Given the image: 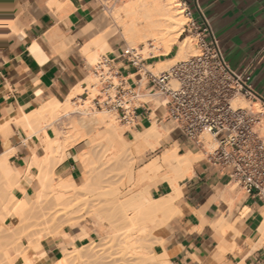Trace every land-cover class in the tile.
<instances>
[{"label":"bare ground","instance_id":"1","mask_svg":"<svg viewBox=\"0 0 264 264\" xmlns=\"http://www.w3.org/2000/svg\"><path fill=\"white\" fill-rule=\"evenodd\" d=\"M102 1H107V4L110 2V0H99V2ZM60 6L56 5V8ZM181 7L183 6L178 0L126 1L125 4L115 8L111 18L115 27L120 29V33L128 46L136 47L137 45H142L143 53L152 54L153 58L162 57V59L148 65V68L158 71L167 67L171 62L183 58L194 51L193 40L190 39L191 36L179 40V36L182 33L184 18L186 17L183 15L184 10ZM89 27H85L83 32H88L90 34L92 29ZM112 33L111 31L106 35H102L97 40L94 38V42H92L91 39L89 45L86 44L81 47L80 54L84 56L89 68L92 67V63L96 62L95 60L100 53L114 51L109 43V37L113 36ZM92 36L90 38H92ZM49 40L51 41L52 38ZM175 45H177L175 54L173 57H168ZM65 46L66 43L64 41L54 44V47L58 49V53L62 54L63 57L65 56L63 53L66 51ZM30 52L40 64L48 60V55L36 42L31 45ZM95 78L96 76L92 73H89L84 78L87 82H94L85 89L91 94L88 102H86L88 97H81L79 89L81 83L78 82L72 86L70 91L65 95V98L59 99L52 97L40 103L37 108H32L30 106L22 108L21 117H17L18 119L15 120V124L22 125L26 133V137L22 139V142L25 143V141H28L30 138L37 139L41 144L42 153H36V142L28 144L29 155L25 157L22 163L24 167L22 166V169H20L10 164L8 161V157L15 152V149L10 146L6 139L3 142L4 150L0 155V220H2L1 222L4 221V224H0V230H2V232L4 229L7 230L9 225L8 216L10 218L15 209V214L19 212L18 214L21 215L20 211L22 210V215L24 212H30L32 215L33 211H36L40 218L43 216L45 217L48 204L46 208L44 205L47 202L48 196L51 195L53 196V199L51 198L52 202H50L51 199L48 201L52 203V207L53 204L56 205V207L58 205H64V208L62 207L64 210L62 211V217H59L62 224L64 222L70 225L78 223V221L83 218L82 213L84 212L91 217L93 224L98 227H105L104 231L108 232L105 236H100L99 243L96 242L97 240L94 241L95 239L90 240L91 247L92 245V248L98 247L97 251L99 254H91L92 260L89 262L85 261L84 264H116L117 262L115 263V260H112L115 258L110 259V256L104 251L107 248L109 249L111 244L117 241L124 244V249L130 253H127L129 257L132 256L137 259H133L134 262L140 260L148 264H170L169 252L165 249L162 254H156L152 251V245L157 242L160 244L165 242L161 231L162 227L178 213L176 200L182 191L179 182L190 173L192 162L199 159L200 156L191 151L179 154L178 145L175 144L173 147L165 149L161 155L152 158L143 166L139 167L137 172H134L136 157H143L147 152L155 150L157 146L161 145L165 134L153 122L152 125L150 124L142 131L135 130L133 132V137L131 139H126L124 137L125 130L133 128L135 125H122L123 123L121 124L117 115L110 111L98 109L93 110L92 113L88 112L90 105H92L91 99L95 97V93H97L99 87L97 78ZM74 112L89 113L90 115L88 119L75 120L74 123L72 122L66 129L57 127V123L61 122H58L61 120L60 118ZM1 124V129L6 127L7 129H5L8 130L7 122L3 121L0 125ZM3 124L6 126L4 125L5 127H3ZM172 129L177 131L174 126ZM46 130H51L53 135H47ZM3 133L4 130L2 131V134ZM201 141L206 144V149L214 148L205 137H201ZM80 142H85L86 146L76 154V162L79 165V171L82 175V182L76 183L71 174H67L60 170L57 171L56 169L65 160L66 150L73 148ZM213 143L215 144L214 141ZM97 164L101 167L100 169L103 171V174L106 173L107 170H111V172L114 171V175H116V173L119 175L122 174L123 177L121 178L120 176L117 177L118 175L114 177L119 179L125 178L128 183L133 185L132 192H126L128 195L122 193L120 190L121 187L115 186V184H117L115 183L117 179L113 185H111L109 182H113L112 177H110V181L107 182L110 186L106 184L102 186L103 184H100L101 186L99 185V187V183L96 182L92 176V172L96 170L95 166ZM101 174L102 172L100 175ZM106 174H109V172ZM96 176H99L98 173ZM159 182H165L170 187V191L166 195L154 198L152 197V191L156 189ZM32 183L35 184V188L32 186ZM119 183L121 184L120 180ZM28 187H31L33 196L29 194L27 190ZM129 188L131 190V187ZM94 191L98 192L94 194ZM17 192H20L22 195L17 196ZM78 192L81 194L83 193V195L90 193L94 194V198L97 194L98 196L96 195V197L103 198V201H101L102 199L100 201L96 200L92 198V196L91 198L95 201L93 202L90 200L92 201L90 202L88 199L87 201L91 203H88L90 204L89 206L85 205L87 202L86 200H84L86 202L82 205L83 202L81 200V206L78 204L80 207L74 208V204H77L79 202L78 200H80L77 198L78 196H75L77 199L73 197L77 195ZM72 197L75 199L73 200ZM75 200L78 202H74L73 204L72 202ZM71 204L74 207L71 206ZM11 206H13L12 210ZM16 206L17 208L13 210ZM19 206H21V209ZM43 207L46 210H44L45 212L43 211ZM59 209L58 211L60 212ZM51 211H49V213ZM6 213H8V215ZM18 214L16 217L14 215L15 221L19 219ZM50 214L53 213L51 212ZM50 214H48V216ZM25 215L27 216V214ZM53 216L55 215H52L51 218H53ZM23 217L25 216L23 215ZM28 218H26L27 221L29 220ZM53 220H56V217ZM72 220L74 222H70ZM24 221L26 222L25 219ZM24 221H22V225L30 224ZM5 224L7 226H4ZM33 225L35 226V224ZM23 226L22 231H24L23 228H25V225ZM79 227L82 230L80 237H88V231L85 226L80 225ZM41 231L45 230L41 229ZM41 231H39L38 234H40ZM48 232H44L43 235L45 236V233L48 235L50 233ZM30 238L31 236L29 237L28 233L29 242H26L28 246L30 245L29 243H31L32 238ZM36 238L38 237L36 236ZM39 240L37 239L36 241L38 242ZM33 241L34 240H32V243H34ZM32 245L37 249L39 248V243ZM88 245L89 244L83 245L80 248H73V250L77 251L79 255H83L85 251L81 253L80 250L82 248L87 249L86 246ZM101 251L103 252L101 253ZM2 252L0 258L3 256L2 260L4 262L0 259L1 263L12 264L13 262L10 258L6 256V254H3L5 252ZM11 258L13 259L12 256ZM22 258L23 264H42L43 260H45V253L39 251V253L33 257L24 254ZM59 259L60 258H57L52 264L58 263ZM118 260H120V258H118ZM72 261L71 258L67 259L68 264H73Z\"/></svg>","mask_w":264,"mask_h":264},{"label":"crops","instance_id":"2","mask_svg":"<svg viewBox=\"0 0 264 264\" xmlns=\"http://www.w3.org/2000/svg\"><path fill=\"white\" fill-rule=\"evenodd\" d=\"M55 1L0 0V123L7 122L9 130L5 124L6 129L0 125V155L6 139L15 149L8 161L20 169L29 148L22 142L26 133L15 120L21 117L23 107L37 108L52 97L60 99L82 78L86 66L74 45L81 47L80 40L90 38L81 28L96 18L99 9L96 0ZM180 1L186 3L196 21H207L228 65L236 72H244L264 101V0ZM55 4L61 6L57 9ZM62 41L66 45L74 41L64 57L54 47ZM35 42L48 55L43 64L30 52ZM148 121L142 117L133 128L142 131ZM129 131L133 136L135 130ZM35 142L39 143L28 140V144ZM82 143L66 150L65 160L57 170L75 174L76 154L84 149ZM177 145L179 154H204L179 132ZM179 183L182 191L176 200L178 213L167 222L165 242L156 245L154 253L162 254L166 249L170 264H264L262 201L236 187L223 171L204 158L193 161L190 173ZM27 190L32 191L31 187ZM169 191L165 182H159L152 197ZM86 230L88 237H80L79 227L76 231L64 229L65 237L44 239L40 250L45 253L42 264L61 258L62 244L69 251L88 244L96 237V231Z\"/></svg>","mask_w":264,"mask_h":264},{"label":"built area","instance_id":"3","mask_svg":"<svg viewBox=\"0 0 264 264\" xmlns=\"http://www.w3.org/2000/svg\"><path fill=\"white\" fill-rule=\"evenodd\" d=\"M180 3L197 53L153 74L145 65L154 58L144 56L143 46L116 47L91 67L99 84L94 107L115 113L127 125L137 126L142 117L171 123L204 151L209 165L264 203V101L244 72L228 65L207 21L199 23ZM203 135L211 136L213 149L203 147Z\"/></svg>","mask_w":264,"mask_h":264},{"label":"rangeland","instance_id":"4","mask_svg":"<svg viewBox=\"0 0 264 264\" xmlns=\"http://www.w3.org/2000/svg\"><path fill=\"white\" fill-rule=\"evenodd\" d=\"M97 2H98V5H99V9H98V12H97V15H96V18L93 20V21H91L89 24H87L86 26H84L83 28H81L82 29V31H83V29L85 28V27H89V28H91L92 29V32L90 33V37L92 36V38H88V40L87 39H82V40H80V42H81V44H82V46H84V45H86V44H90L89 42L91 41V39H92V42H94L93 40H94V38L97 40L99 37H101L102 35H106L107 33H109V32H113L112 34H113V36H111V37H109V43H110V45H111V47H112V50H114L116 47H118V46H124V45H127L125 42V40L123 39V37H122V35H121V33H120V29H118V28H116L115 27V24H114V22H113V20H112V18H111V16L113 15V13H114V11H115V8L117 7V6H119V5H122V4H125L126 3V1H133V0H113V1H111L110 0V2L107 4V1L106 2H104V1H102V2H99V0H96ZM125 2V3H124ZM178 2H180V0H178ZM181 6V5H180ZM182 9H183V7H181ZM184 10V9H183ZM183 15H185L184 14V12H183ZM186 16V15H185ZM186 25H188V18L187 17H185L184 18V24L182 25V33H181V35L179 36V40L180 39H183V38H185V37H187V36H191L190 37V39L191 40H193V46H194V51L193 52H191L190 54H187L186 56H184L183 58H179L178 60H176V61H174V62H171L167 67H165V68H163V69H160V70H158V71H155V70H153L152 68H148V65L147 64H151V63H153V62H155V61H157V60H159V59H162V57H154V59L153 60H151V61H147V63H146V69L148 70V71H150L151 73H154V74H156V73H159V72H161V71H163V70H166V69H168L169 67H171L174 63H176L177 61H180V60H183V59H186L187 57H189V56H191V55H194V54H196L197 53V51H198V48H197V43H196V38L191 34V33H189L188 32V30H187V27H186ZM87 38V37H86ZM91 42V43H92ZM74 43V41H71V42H69L66 46H65V48H66V51L65 52H67V50H68V48L72 45ZM128 43V42H127ZM81 46V47H82ZM137 46H139V45H137ZM142 46V45H141ZM74 47L76 48V50L77 49H79V55H80V58H82L83 60H84V63H85V70L83 71V75H82V78L81 79H79V81L78 82H80L81 84H80V86H79V89H80V95H81V97H83V98H87L88 97V100H86V102H88L89 101V97H90V95L91 94H89L88 92H87V96L85 95V94H82L83 93V87H84V84H86V86L88 87V85H90V84H92V83H94V82H92L91 83V81H88L87 82V80H84V78H85V76L86 75H88L89 73H92V74H94L92 71H91V67L89 68V66H88V64H87V61L85 60V58H84V56L83 55H81L80 54V50H81V47L77 44V43H75V45H74ZM177 47V45H175L174 46V48L171 50V52H170V54H169V56L168 57H173V55L175 54V48ZM110 52H112V51H106V52H104V53H100L98 56H97V59L95 60L96 62L100 59V57H102V56H105V55H107L108 53H110ZM147 52H149V51H147ZM148 55V53H144V56H147ZM96 62H94V63H92V65L91 66H93ZM96 79V78H95ZM83 80V81H82ZM96 81V80H95ZM82 91V92H81ZM98 91H99V87H98V89H97V93H98ZM97 93H95V96L97 95ZM67 94V93H66ZM65 94V95H66ZM65 95L64 96H62L61 98H65ZM60 98V99H61ZM95 98V97H94ZM93 98V99H94ZM93 99H91V101H92V105H90V108H89V110H88V112H91L92 113V111L93 110H98L97 108H95L94 107V104H93ZM145 99H147V98H145ZM40 103H43V102H40ZM239 103L241 104V105H243V106H247V103L246 102H244V101H239ZM101 110H105V109H101ZM105 111H108V110H105ZM109 112V111H108ZM89 113H81V112H74V113H71V114H69V115H66V116H63L62 118H60L61 120H59L58 122H60V123H57V127L58 128H60V129H66V128H68L69 126H70V124H72V122L74 123V121L75 120H84V119H88L89 118ZM152 116V115H151ZM118 120H119V118H118ZM121 122V121H120ZM153 122L160 128V130H162L163 132H164V134H165V136L163 137V139H162V142H161V145H159V146H157L156 148H155V150H153L152 152H147L146 153V155H144L143 157H136V160H135V163H134V172H137V169H139V167H141V166H143L146 162H148L149 160H151L152 158H155L156 156H159V155H161L162 154V152L165 150V149H167V148H171V147H173L175 144H178V131H174L173 129H172V127H173V125L171 124V123H169V122H162V123H159V122H156V121H154V120H149L148 121V124H147V126H149L150 124L152 125L153 124ZM59 124H60V126H59ZM121 124H122V122H121ZM62 125H64V126H62ZM122 125H124V124H122ZM66 126V127H65ZM62 127V128H61ZM137 127V126H136ZM164 128V129H163ZM133 130H136V129H134V128H132ZM145 129V128H144ZM130 128L129 129H127V130H125V132H124V137L126 138V139H131L133 136H131L130 134ZM166 132H165V131ZM260 131H261V133H263L264 134V120H263V123H262V126H261V129H260ZM46 133H47V135H53V133H52V131L51 130H46ZM168 133V134H167ZM203 137H205L208 141H209V143H210V145L212 146V147H215L216 145L213 143V141H212V138H211V136L209 135H203L202 136V138ZM32 140H37V139H35V138H31ZM38 141V140H37ZM39 142V141H38ZM204 143V142H203ZM25 144L26 145H28V141H25ZM205 143L203 144V147L205 148ZM82 146L83 147H85L86 146V143L85 142H83L82 143ZM36 153L37 154H41L42 153V151H41V144H40V142L38 143V144H36ZM199 156H200V158H204L205 156L201 153V152H199ZM98 165V164H97ZM95 166L96 168V170H93V172H95V173H93L92 172V176H93V179L96 181V182H98L99 184H98V186L101 184H103L102 186H104L105 184L106 185H109L107 182H109L110 180L109 179H111L110 177H112V180H113V182L111 181V182H109L111 185H113V183L116 181V179H117V182H115V183H117V184H115V186H117V187H121V188H123V189H121L120 188V190L122 191V193H126V192H132V187H133V185L131 184V183H128L127 181H126V179L125 178H122V179H119V178H116V177H114V176H116V175H118L117 177H119L120 176V178L121 177H123L122 176V174H118V173H116V175H114V171H112L111 172V170H107V172L106 173H108L109 172V174H106V173H104L103 174V171L100 169L101 167L98 165V166ZM76 172H75V174H71L72 176H73V178L75 179V181H76V183H81L82 182V175H81V173H80V171H79V165L77 164L76 165ZM57 170V169H56ZM58 171V170H57ZM98 171V172H97ZM106 171V170H105ZM102 172V174L100 175V173ZM97 173H98V175L99 176H96L97 175ZM106 174V175H105ZM113 175V176H112ZM96 176V177H95ZM104 177V178H103ZM101 178H102V180H101ZM114 178V179H113ZM124 179V180H123ZM98 180V181H97ZM99 180H100V182H99ZM119 180H120V182H121V184L119 183ZM123 181V183H122V181ZM103 182V183H102ZM127 182V183H126ZM124 183H125V185H124ZM118 184H120V185H118ZM100 185V186H101ZM129 185V186H128ZM32 186L35 188L36 186H35V184L34 183H32ZM99 186V187H100ZM110 186V185H109ZM122 186H124V187H122ZM129 187H131V190H130V188ZM130 190V191H129ZM98 191H94V194L95 193H97ZM32 191H30L29 192V194L31 195V196H33L32 195ZM80 194V195H79ZM94 194H84L83 195V193L81 194V193H77V195H74L73 197H77L78 199H80V200H75V201H73L72 203L74 204V202L76 203V202H78L77 204H74L75 205V207L71 204V206H73L74 208H79L81 205H80V203H82V205H84V203L88 200V201H90V200H92L93 202L95 201L94 199H96V200H101V201H103V198H97L96 197V195H95V198H94ZM83 195V196H82ZM126 195H128V193H126ZM87 196H89V197H87ZM93 196V197H92ZM98 196V195H97ZM73 197H72V199H73ZM75 197V198H76ZM85 197V198H84ZM94 198V199H92V198ZM53 199V196H48V199H47V202H46V204L44 205V207L46 208V205H47V211L44 209V207H43V211L46 213V216L44 217H41L40 218V216H39V214L38 213H36V211H33V214L31 215V213L30 212H24V216L25 217H23V215H22V210L20 211L19 209V211H20V214L21 215H19L18 213H16L15 214V208H17V206L16 207H14L13 208V210H14V213H12V215H11V213H10V218H9V216H8V219H9V225H8V228L7 227H3V228H7V230L6 229H4L3 230V232H2V230H0L1 232H0V251L2 252H5V253H3V254H6V256H8L9 258H10V260L13 262L12 264H23V255L24 254H27L28 256H30V257H33L34 255H36V254H38L39 253V251L41 250V242L44 240V239H46V238H49V237H58V236H61V237H65L66 235L64 234V233H66L65 231H64V229L66 230V229H68V228H72L74 231H76V230H78V228H79V226H78V224H81V225H83V226H85V228H89V229H94L95 231H96V237L93 239L94 241H96V242H98L99 243V240H100V236L101 235H106V234H108V232H106V231H104V228L105 227H103V226H97V225H95V224H93V222H92V219H91V217L87 214H85L84 212L82 213V215H83V218L82 219H80L79 221H78V223H76V224H74V225H70L69 223H61L62 221H61V217H62V211H64L63 210V208H64V205H62V206H57L56 207V205H54L53 204V207L51 206V204L52 203H50V202H52V199ZM74 198V199H75ZM76 198V199H77ZM87 198V199H86ZM155 198V197H154ZM158 198V197H157ZM51 199V200H50ZM73 199V200H74ZM48 200H50V202L48 201ZM81 200H82V202H81ZM84 200H86V201H84ZM86 202L85 203V205H87V206H89L91 203L90 202H92V201H90V202ZM54 203V202H53ZM88 203H90V204H88ZM78 204L80 205V206H78ZM103 204V203H102ZM14 205V204H13ZM101 205V204H100ZM15 206V205H14ZM78 206V207H77ZM105 206V205H104ZM12 207L13 206H11V210H12ZM21 206H19V208H20ZM50 207H52L53 208V210H52V208H50ZM56 207V208H55ZM63 207V208H62ZM85 207V206H84ZM59 208H61V209H59ZM88 208V207H87ZM21 209V208H20ZM58 209L60 210V212L58 211ZM9 210H10V208H9ZM17 210V211H18ZM52 210V211H51ZM41 211V210H40ZM42 211V212H43ZM49 211H51L53 214H50L49 213ZM264 211V210H263ZM8 212H11V211H8ZM13 212V211H12ZM48 212V213H47ZM55 212V213H54ZM29 213H30V215H29ZM35 213V214H34ZM60 213H61V215H60ZM7 215H8V213H6ZM17 214L19 215L18 217H19V221L17 220V218H16V220L17 221H15L14 219H15V217L17 216ZM25 214H27V216L25 215ZM48 214H50L49 216H50V218L52 217V215H55V216H53V218H49V216H48ZM14 215H15V217H14ZM38 215V216H37ZM4 216H5V214H4ZM33 216H35V217H33ZM61 216V217H60ZM14 217V218H13ZM22 217H23V219H22ZM29 217V218H28ZM49 219H48V218ZM56 217V220H53L54 218ZM60 217V218H59ZM6 218V217H5ZM5 218H2L3 220L5 219ZM26 218H28L29 220L27 221V219ZM31 218V219H30ZM39 218V219H38ZM7 219V218H6ZM5 219V220H6ZM7 219V220H8ZM24 219L26 220V222L24 221ZM2 220H0V224L2 223V224H4L3 222H1ZM22 221H24L25 223H30V224H28V225H26V224H23V225H25V228H23L24 229V231H22V227H24L23 225H22ZM70 222H74L73 220L72 221H70ZM6 223H7V221H6ZM33 224H35V226L33 225ZM167 224V223H166ZM166 224L162 227V231H161V233L163 234L162 236H164V234H166V232H167V228H166ZM32 225H33V227H32ZM37 225V226H36ZM4 226H7L6 224L4 225ZM74 226H77V227H74ZM26 227H27V229H26ZM40 229V230H39ZM41 229H44L45 231H41ZM47 229V230H46ZM165 229V230H164ZM41 231V233L40 234H42V235H40V234H38L39 233V231ZM34 231V232H33ZM48 232L49 234L47 235V233H45V236L43 235V233L44 232ZM31 232V233H30ZM36 232V233H35ZM23 233V234H22ZM28 233H29V237L31 236V243H32V240H34L33 242L34 243H32V244H35V243H39V248L37 249V248H35L34 247V245H32L31 243H29L30 245L28 246V243H26V242H29L28 240ZM34 234V235H33ZM36 234V235H35ZM32 235H33V237H32ZM50 235V236H49ZM36 236L38 237V238H36ZM39 236H40V240H39ZM44 237V238H43ZM36 238V239H35ZM39 240L38 242L36 241V240ZM164 240V239H163ZM36 241V242H35ZM120 241V240H119ZM91 242V241H90ZM90 242L88 243L89 245L88 246H86V248L88 249H85V248H82L81 250H80V252L81 253H83L82 251H85L84 253H83V255H79L78 254V252L77 251H74V250H72V251H69L68 249H67V247L66 246H64L63 244L61 245V248H62V258H60L59 259V261H58V263H56V264H68V262H67V259H69V258H71V260H73L72 261V263L73 264H84L85 263V261H91L92 260V258H91V254H99V252L97 251L98 250V247H96V248H92L93 247V245H92V247H91V245H90ZM115 243V242H114ZM111 244V248L109 247V249L107 248L104 252H106V254L107 255H109L110 256V259L111 258H115V259H112V260H115V263L116 264H133V263H135V264H148V263H145L144 261H140V260H138V262H134V260H137V259H135V258H133L132 256L131 257H129V255H127V251L124 249V247H123V243L122 242H116L115 244ZM120 245H119V244ZM122 244V245H121ZM160 243H154L153 245H152V251L154 252V249H155V246L156 245H159ZM23 246V247H22ZM28 247V248H27ZM91 247V248H90ZM14 248V249H13ZM73 248V247H72ZM71 248V249H72ZM121 248V249H120ZM22 249V250H21ZM70 249V250H71ZM12 250H14V251H12ZM89 250H92V251H89ZM17 251V252H16ZM34 251V252H33ZM1 252H0V255H1ZM11 254H10V253ZM25 252V253H24ZM98 252V253H97ZM103 251H101V253H102ZM21 253V254H20ZM2 254V255H3ZM105 254V255H106ZM128 254H130V253H128ZM13 257V259L11 258V256ZM112 255V256H111ZM3 257V256H2ZM2 257L0 258L1 259V261H3L2 260ZM118 258H120V260H118ZM119 261H117V260ZM128 259V260H127ZM134 259V260H133ZM4 260H6V259H4ZM1 261H0V263H1ZM4 262V261H3ZM2 262V263H3ZM122 262V263H121ZM1 263V264H2Z\"/></svg>","mask_w":264,"mask_h":264}]
</instances>
